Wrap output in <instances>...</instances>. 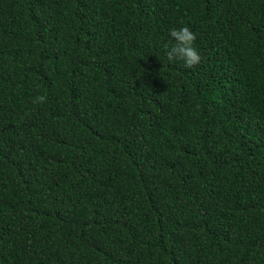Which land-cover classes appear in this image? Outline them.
I'll return each instance as SVG.
<instances>
[{
  "label": "trees",
  "instance_id": "1",
  "mask_svg": "<svg viewBox=\"0 0 264 264\" xmlns=\"http://www.w3.org/2000/svg\"><path fill=\"white\" fill-rule=\"evenodd\" d=\"M0 264H264V0H0Z\"/></svg>",
  "mask_w": 264,
  "mask_h": 264
},
{
  "label": "clouds",
  "instance_id": "2",
  "mask_svg": "<svg viewBox=\"0 0 264 264\" xmlns=\"http://www.w3.org/2000/svg\"><path fill=\"white\" fill-rule=\"evenodd\" d=\"M169 36L170 44L166 43L163 45L169 61H183L184 66L187 68H193L201 63V54L194 47L196 37L190 28L182 27L180 29H171ZM46 99L47 97L45 95H41L36 97L33 103H44Z\"/></svg>",
  "mask_w": 264,
  "mask_h": 264
}]
</instances>
